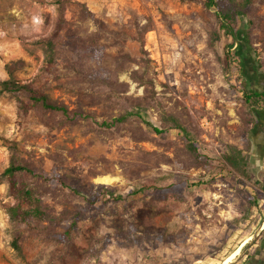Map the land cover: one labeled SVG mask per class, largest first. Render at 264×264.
<instances>
[{"label":"rangeland","instance_id":"1","mask_svg":"<svg viewBox=\"0 0 264 264\" xmlns=\"http://www.w3.org/2000/svg\"><path fill=\"white\" fill-rule=\"evenodd\" d=\"M213 12L204 0H0V78L70 110L0 92V264H218L261 223L248 246L264 235V121L255 124L241 91L246 76L264 90V0L250 8L249 43L230 48L244 73L224 66L230 38L218 30L213 40ZM131 110L142 117L97 123ZM188 140L213 159L249 142L251 178L193 165ZM11 154L66 182L39 185L50 217L22 225L21 254L10 245L20 227L2 176ZM150 180L155 187L130 192ZM102 184L121 197L100 195ZM250 192L262 197L251 204Z\"/></svg>","mask_w":264,"mask_h":264},{"label":"trees","instance_id":"2","mask_svg":"<svg viewBox=\"0 0 264 264\" xmlns=\"http://www.w3.org/2000/svg\"><path fill=\"white\" fill-rule=\"evenodd\" d=\"M259 0H204V5L207 8H214V16L217 21V30H213V40L219 39V31L230 38V42L227 44V49L224 51L223 64L228 69L230 66L235 68L236 72L244 73V61L242 59V53L239 49L246 46L249 43L250 28L252 19L249 16L250 8ZM61 9V7H59ZM219 30V31H218ZM57 33L54 32L48 36L45 40L46 44V64L45 70L51 71L56 59V40ZM238 42L239 49L230 50L234 42ZM209 43V42H208ZM7 67V65H5ZM253 69H257V65H252ZM247 76L241 87L242 96L244 102L250 108L251 115L256 119L255 124L264 121V116H260L258 108L264 110V90L254 88L251 83H248ZM248 83V84H247ZM0 92H14L22 93L32 105H39L44 109L50 111H57L61 114L68 116L70 110L62 103H58L50 100L47 95L38 93L30 84L20 82L13 78H0ZM73 115H80L85 117L81 111H74ZM128 115H135L142 117L141 112L138 110H131L128 113L112 117L109 120L102 119L97 121L100 126L111 127L118 122L126 120ZM148 124V122H146ZM254 124V125H255ZM149 125V124H148ZM178 131H181L183 135L187 136L188 131L179 122H175ZM152 130L158 134L163 133L164 130L151 126ZM13 144V143H12ZM14 145V144H13ZM191 155L192 164L195 166H202L207 169L219 166V168H225L231 172H235L241 175L239 179L240 183H244V179H250L251 173L249 170L248 158L250 143L246 142L243 146H230L227 151L224 152L218 159H213L205 154L196 151V147L189 142L187 144ZM13 147V146H11ZM2 176L7 181L8 193L13 199L12 203L7 205L6 212L10 220L16 223L20 228L16 229L14 235L10 240V245L18 253L21 254L20 239L22 235V225L28 224L30 219H43L50 217L49 213L44 209L41 198L37 194H41V188L39 185L49 181L66 185L64 179L57 174H47L42 171H37L31 164L23 159L19 158L15 154H11L9 164L3 169ZM156 184L153 181L141 182L140 185L130 192L144 191L150 187H155ZM104 192L100 195H106L107 198L114 197L119 199L120 194H114L112 188L106 185H100ZM75 191V189H74ZM76 192L80 193L79 190ZM99 197V192L94 195V199ZM261 194L256 192L249 193V200L251 204H255ZM93 200H89L94 201ZM76 224V218H73L69 223L65 235H69L71 230Z\"/></svg>","mask_w":264,"mask_h":264},{"label":"crops","instance_id":"3","mask_svg":"<svg viewBox=\"0 0 264 264\" xmlns=\"http://www.w3.org/2000/svg\"><path fill=\"white\" fill-rule=\"evenodd\" d=\"M261 155L259 154L258 159L263 161L264 155ZM242 255L241 260L236 264H264V235L258 242L251 243V245L247 246Z\"/></svg>","mask_w":264,"mask_h":264},{"label":"bare ground","instance_id":"4","mask_svg":"<svg viewBox=\"0 0 264 264\" xmlns=\"http://www.w3.org/2000/svg\"><path fill=\"white\" fill-rule=\"evenodd\" d=\"M251 235H248L245 239H243L236 248H234L218 263V264H228L231 260L235 258V256L240 252L242 245L250 239Z\"/></svg>","mask_w":264,"mask_h":264},{"label":"water","instance_id":"5","mask_svg":"<svg viewBox=\"0 0 264 264\" xmlns=\"http://www.w3.org/2000/svg\"><path fill=\"white\" fill-rule=\"evenodd\" d=\"M263 224H259L256 229L254 230V232L251 234L250 239L245 242L244 246H242V248L240 249V252L235 256V258L233 260H231L228 264H232L235 260H237L246 250L248 244L256 237V235H258V233L260 232L261 228H262Z\"/></svg>","mask_w":264,"mask_h":264}]
</instances>
